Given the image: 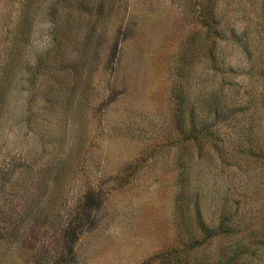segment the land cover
<instances>
[{
    "label": "rangeland",
    "instance_id": "rangeland-1",
    "mask_svg": "<svg viewBox=\"0 0 264 264\" xmlns=\"http://www.w3.org/2000/svg\"><path fill=\"white\" fill-rule=\"evenodd\" d=\"M262 156L264 0H0V264H264Z\"/></svg>",
    "mask_w": 264,
    "mask_h": 264
},
{
    "label": "trees",
    "instance_id": "trees-1",
    "mask_svg": "<svg viewBox=\"0 0 264 264\" xmlns=\"http://www.w3.org/2000/svg\"><path fill=\"white\" fill-rule=\"evenodd\" d=\"M177 96L179 98V105H182L181 103L185 102V100L188 98V93H186L183 84L181 86L180 91L177 92ZM211 97H213L212 92L208 98L211 99ZM191 108H192L191 113H189V123L190 124L188 126H185V128L187 129L186 132L189 133V141L191 142V145L189 147V151L187 150L186 147L183 148L187 150L188 154L180 153V158H179V168H180V174L182 175L181 176L182 185H184L185 183V187H186L187 182L192 180V178L190 179V177L187 176L188 174L186 170L187 163H191V160L193 158L197 160L201 159L202 156L206 155L207 152L210 151L211 149H214L216 152L220 154V157H222V161L224 160V157L226 159V158H242L243 156H245L246 158L244 159H247L248 157L258 154L256 152L257 151L256 147H253V145L251 144L254 142V140L253 142H251L250 139H238L237 138L235 139V144L237 145L232 146L231 149H233V151L229 150L230 154L227 155L226 154L227 152L222 150V146H225V144H223L217 136V129L221 121H218L217 119L216 121H210L209 119H207L204 122H199V120H197L194 114L195 113L194 106ZM240 110L242 111V109L239 108L237 113ZM251 116L252 114H250V117ZM184 124L185 122L183 121L181 126L184 127ZM247 140L249 141L248 149L245 148V146H247L246 145ZM259 151L262 152V148H260V146H259ZM262 158L264 159V156H262L261 159ZM183 196L186 197L187 195L185 194ZM212 263L214 264H235V261L229 259V260H226L225 263H220V259H219L218 261L214 260Z\"/></svg>",
    "mask_w": 264,
    "mask_h": 264
}]
</instances>
